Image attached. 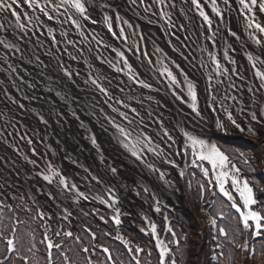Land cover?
Returning <instances> with one entry per match:
<instances>
[{"label":"bare ground","instance_id":"6f19581e","mask_svg":"<svg viewBox=\"0 0 264 264\" xmlns=\"http://www.w3.org/2000/svg\"><path fill=\"white\" fill-rule=\"evenodd\" d=\"M103 2L104 0H96L97 4ZM145 2L152 6L149 12H145L142 7L133 8L125 5L124 0H114V7H118L120 15L134 26L130 30L127 25H123L125 33L129 35L128 41H123L111 34L103 20V13L105 11L114 17V13L111 10H100L99 7H90L89 11L92 19L97 22L93 24L90 20L82 21L85 35L81 36L80 31L74 25H71L70 22L61 25L57 20L49 21L46 16L38 10L34 11L28 8L23 3V0H21L18 11H26L29 16L39 17L41 20H44L47 27L55 28V35L60 43L53 44L51 37L46 35L47 27L37 28L35 23L29 26L27 35L24 39H21L22 33L15 29L14 26H8L14 19L10 15L8 21H5V28L0 29V36L5 37L7 41L16 44L20 48V52H15L14 49L6 48L3 44H0V133H2V138L0 139V158H2L0 159V177L6 178L10 176V178H18L17 181L10 179V182L12 184L13 182L18 184L25 183L34 196H38L42 191L41 188L46 187L56 195H63L60 198H56L58 201H74L76 203L78 196H71L73 192L62 190L60 187H57L55 182L50 184L48 181L33 180L30 174L27 175V171H31V161L36 162L33 166L38 168L37 171H42L46 175L48 174L47 168L50 163L51 166L61 173H66L70 182H75L77 186L81 187V184L72 175V163H74V159L62 157L60 158L61 160H58L54 156L49 155L46 148L39 146L44 137H41L39 143L32 135L35 133L33 128L28 126V129H23L22 124H42L37 115V111L41 110L44 118L47 117L50 122L49 124H52L54 115L49 107L60 103L56 89L53 91V87L58 86V92L59 90H65L72 96V100L76 102V110L68 111L63 108L62 112L57 114V117L64 118L68 123L78 124L77 121H80L84 124H93L96 129H103V127H106V122L99 117L98 112L107 111L109 116H106L108 118L110 117L117 123L128 126L127 122L118 113L112 111V108L118 107L121 111L128 109H124L122 105L116 104L114 100L106 103L107 98L103 94L85 83L89 72L93 74L100 73L106 77L107 81H110V85H107L106 82V86H110V90L115 93L116 97L136 107L142 118L143 113L149 117L147 115L148 112H152L153 117L158 118L160 112L164 115L170 113L169 109L165 106L156 107L158 104L163 103V96H160L162 90L153 81L154 79L151 78L153 79L151 80L146 72L139 67L142 62L149 63V59L152 61L150 65L156 69L155 76H163L160 74L159 69H161L162 64H166L177 75V78L183 81L184 78L180 69L175 67V64H179L180 68L187 73L189 79L196 83L198 94L202 93L200 90L202 88L201 82H205L208 85L209 76L211 75V84H214L211 92L215 94L217 106L215 107L212 96L210 95L209 97V93L204 91V95L202 93V117L197 122L199 125H197L195 133L192 131L193 135L214 144L208 131L215 132L219 128L216 125L217 118L224 124L226 131H239L228 121L225 111L221 108V101L223 100L224 108L233 113L234 118L237 120V123L241 124V127H245V130H247L246 126L251 125L256 135L259 134L258 138H256L258 140L263 138L264 131L261 128L263 122L252 121L248 116L253 111H256L259 115L258 111L260 108L254 96L253 88L255 85H253V81L251 82L254 69L246 55L249 52L259 55L261 49L249 35L251 30H247L244 13L239 11V0H228L227 4H225L224 0H217L218 6L224 13L223 20L217 17L216 13L211 10V0H201L205 11L208 12L210 18L213 20L212 28H208L207 22L199 16L190 0L187 3L185 0H168L165 11L171 13L172 20L176 24L175 28L169 27L167 22L160 16L159 7L155 4L154 0H145ZM173 4L175 5L174 7L172 6ZM63 11L61 9L60 13H54L53 15L60 16L63 19L64 17L61 15ZM256 18L259 22L264 23V13L257 11ZM23 22L26 23L27 18H24ZM122 23V21H115V19L113 21V30L117 34H119V26ZM180 25H183V29L180 28ZM229 28L237 33L238 38L231 36L227 30ZM62 30H67L69 35L61 37L60 32ZM133 30L138 34H143L144 38L141 40L139 35L132 36L131 32ZM33 31L39 36L43 47L35 44L36 36H33ZM41 33L45 34L41 35ZM172 33L176 35L173 36ZM213 33H216L215 43L210 39ZM176 37H179V39ZM29 39H31L32 43H29ZM68 39L76 41V44H67L66 41ZM105 45H108V47H105ZM137 45L139 46V50H136ZM130 48L132 51H129ZM80 49H83V51H79ZM113 49L123 51L133 69L135 71L139 70V78L152 84L153 87L144 88L133 80H126L125 78L128 77L127 68L120 62L117 52L113 51ZM225 50H227V55H225ZM49 51L52 53L51 56L47 55ZM145 52L147 55H145ZM67 53H71L76 59L73 60ZM209 53L212 55L210 56ZM35 55H39L41 60L49 65V68L44 69L40 66L35 61ZM57 56L64 61L65 66L70 70L74 72L78 71L80 76H73L71 79L64 76L63 72L57 67L55 59ZM214 58L219 59L221 64L229 69L228 75H220L216 72ZM106 60L113 61V64L116 66L114 67L106 63ZM233 60L235 64L231 63ZM173 61L175 64L172 63ZM13 67L16 69L15 72H12ZM117 67H123L125 71H117ZM235 75L239 76L238 79H240L241 83L237 84L234 78ZM218 81H223V83H218ZM30 85H35V87H31ZM117 88H123V93L119 92ZM249 88L252 89V92L248 91ZM225 96H237L238 99L232 101L224 99ZM129 97H133V99L129 100ZM14 100L16 101L15 103L13 102ZM209 100L212 102V107L217 109L216 112L212 111L209 113ZM20 104H23L24 107H19ZM86 109L93 111L96 115L94 117L89 115ZM239 109H243L244 111L241 112ZM73 112H75V115H73ZM129 116L131 118L133 114L129 113ZM136 121L139 122V118ZM55 124L59 123L56 121ZM72 124H64L58 130L60 136H64L70 141H74V137L67 136V125ZM209 124L211 128H209ZM145 125L147 128H150L146 129L153 137L152 146L155 144L157 150L164 153V156H157L152 153L158 163V173L163 172L164 178L161 179L159 176L157 180L159 181V186L157 187H154L156 182L151 181V179H146V183L154 189L156 196H160L159 199L162 197V200H165L166 196H172L173 194L176 196L175 200L179 199L187 202L188 192H186L185 188L180 187L187 181L188 176L185 145L178 143L176 145L178 149L173 147V141H177L176 138L180 136V139L182 135L179 126L168 124V121L164 124V127L168 128L172 136V141H169L164 137L162 129L157 127L155 121ZM113 131L115 132L114 128ZM19 136L24 137V139H21ZM11 137H13L15 143H13V148H7L5 142L9 141ZM251 137L255 138L253 135ZM29 140L32 142L29 143ZM161 141L165 145L164 147L158 146ZM99 144L100 141L98 140L97 145ZM169 145L172 146L169 147ZM186 145L191 147L188 142ZM32 149L43 150L44 154H40V160L34 158L38 157V155ZM87 150L88 147L84 151ZM109 154L110 160L108 168H106L108 171L102 167L103 162L101 159L104 157L103 155L94 158L95 168H89V171L102 178L114 190L116 188L117 191L115 193L124 197L125 200L129 199L131 195L134 199H139L137 192L131 191L129 184L125 180L124 174L126 170L123 164L114 160L115 158L111 152ZM22 159L26 160V165L21 162ZM169 160L173 161V163L170 164ZM46 161L50 162L47 163ZM232 163L235 164L234 161ZM113 167L117 169L116 174L110 171ZM4 168L8 170L5 171ZM11 169L15 171L12 176L10 173ZM174 171L183 172L184 174H180V177H177ZM240 175L244 177L242 172H240ZM228 180L231 181L230 176ZM158 187L161 189L162 194H160L161 191L158 190ZM225 188L230 191L227 183L225 184ZM82 190L85 191V188ZM8 191L10 192L11 188ZM165 193L169 194L165 195ZM240 205L242 206L243 203ZM53 210H56L59 215L64 213L66 216L68 214L67 211L62 210L58 202L55 203Z\"/></svg>","mask_w":264,"mask_h":264},{"label":"snow or ice","instance_id":"6c2138e0","mask_svg":"<svg viewBox=\"0 0 264 264\" xmlns=\"http://www.w3.org/2000/svg\"><path fill=\"white\" fill-rule=\"evenodd\" d=\"M155 4L159 7V14L160 16L167 22V25L169 27L175 28L176 24L172 20L171 13L168 11H165V6H167L168 0H154ZM187 3L188 0H185ZM191 4L195 6L196 11L198 12L199 16L203 18L204 21L207 22L208 28H212L213 26V20L210 18L208 12L205 11L204 5L201 3V0H190ZM225 4L228 3V0H224ZM23 3L26 4L28 8L33 9L34 11L38 10L40 13H42L44 16L47 17L49 21L51 20H57L59 24L63 25L64 23L70 22L71 25H74L77 30L80 31V35L84 36V25L82 24V21H91L93 24H95L97 21L92 19L91 13L89 11L91 8L99 7L101 10H111L114 13V17L112 15H109L106 11L103 13V20L106 23L109 31L111 34L116 37L117 39H122L123 41H128L129 35L125 33V28L123 25H127L128 29H133V24L130 23L128 20H125L123 16L120 15V12L118 10V7H114V0H104L103 3H96V0H23ZM125 5H129L133 8L135 7H142L145 12H149L151 10V4H146L145 0H124ZM240 9L239 11L244 13V17L246 19V28L247 30H251L249 32V35L252 39H254L255 43L260 46V54L254 55V53L249 52L247 53V59L250 62L252 68L254 69V75L259 79L260 81V89H264V23H261L256 18L257 11L264 13V0H239ZM21 5V0H0V29L5 28V21H8L9 15L13 17L14 19L8 24L9 27L14 26L15 29L19 30L22 35L20 36L21 39H24V37L27 35L29 31V26L34 24L37 26V28H44L47 27L44 20H41L39 17L35 16H29L28 12H21L18 11V7ZM175 6L174 4L172 5ZM61 9H63V13L61 14L64 18L61 19L60 16L53 15L54 13H60ZM211 10L216 13L217 17H219L221 20L224 19V13L221 11V8L218 6L217 0H211ZM138 14V13H137ZM78 17V18H77ZM24 18H27V22H23ZM122 21L123 23L119 26V34H117L116 31L113 30V21ZM180 28L183 29V25H180ZM232 37H237V33L235 31H232L230 28L227 29ZM56 29L53 27H47L46 35L51 37V42L53 44H59L60 41L57 39V36L55 35ZM33 36H36L35 44L40 45L43 47V45L40 43L39 36L35 31H33ZM45 33H41L43 35ZM69 35L67 30H62L60 32L61 37H67ZM132 36L139 35V38L142 40L143 34H138L136 31L131 32ZM173 36H175V33H172ZM215 35L216 33L212 34L213 43H215ZM179 39V37H176ZM67 44L69 45H75L76 41L72 39H68ZM29 43H32L31 39H29ZM0 44H3L6 48L14 49L15 52H20V48L9 41L5 37L0 36ZM105 47H108V45H105ZM136 50H139V46L137 45ZM66 51V50H65ZM79 51H83V49H80ZM113 51L117 52L118 57L120 58V62H122L126 68H127V74L129 79L135 81V83L141 85L144 88H152V84L147 83L145 80L139 78V74L135 72L132 65L128 62V58L125 56V53L123 51H119L117 49H113ZM129 51H132L130 48ZM162 51V50H158ZM73 60L76 59L75 56H72L71 53H67ZM23 55V53H21ZM47 55L51 56L52 53L49 51ZM145 55L147 53L145 52ZM211 56L212 54L209 53ZM225 55H227V50H225ZM57 62L58 69L63 72L64 76L71 79L73 76H80V73L78 71L74 72L70 70L67 66H65L64 61L59 57H55ZM35 61L39 63L40 66H42L44 69L49 68L48 64H45L39 55H35ZM106 63L116 66L113 64V61L106 60ZM149 64L152 63L151 59H149ZM175 64V62H172ZM215 68L216 72L220 75H228L229 69L224 67L219 59L214 58ZM231 63L235 64V61H231ZM11 67V65H9ZM175 67L177 69H180L181 74L183 75V81L177 78V75L173 72V70L168 67L166 64H162L161 69H159L160 74L165 76L169 83L168 88L172 90L173 96H175L177 99L188 103L190 98V104L189 106L195 112L197 116H200V108L198 103V92H197V85L196 83L189 79L187 73L183 71V69L180 68L179 64H175ZM16 69L13 67L12 72H15ZM117 71L124 72L125 68L123 67H117ZM234 71V69H233ZM21 79H23L21 77ZM212 77L209 76V84L207 88L205 89L206 92H208L213 99V102H215V94L211 92V89L213 85L211 84ZM110 81H107V78L102 76L100 73L93 74L89 72L88 79L85 80L86 84L91 85L96 91L103 94L107 99L106 103L110 100H115V103L118 105H122L124 109L130 110L132 114H134L133 117L130 118L129 112L127 111H121L120 108L114 107L112 108V111L118 113L120 117L123 118L124 121L127 122V127L123 126L121 123H117L114 119L108 118L110 124L115 129L116 132V139L117 142L126 149L133 157H135L137 160L143 161L145 153L146 152H152L154 155L157 156H164L163 151H158L157 147L152 146L153 144V137L148 135L146 132L143 131L141 128L140 131H136L135 128H133V125L136 124L137 118H139V124L137 127H140V125L144 124V120L141 117L140 112L136 107H133L131 103L126 102L123 99H118L115 96V93L110 90ZM218 83H223V81H218ZM31 87H35V85H30ZM181 86L186 87V96L182 93L178 92L177 89ZM235 87V85H233ZM260 89H257L259 91ZM117 90L121 93H123V88H117ZM249 92H252V89H248ZM129 100H132L133 97H129ZM151 99V98H149ZM224 99H230L232 101H236L238 99L237 96H225ZM16 102L15 100L13 101ZM255 102V101H254ZM142 103V102H141ZM19 107L23 108L24 105L20 104ZM221 108L225 111L227 115L228 121L232 125H234L239 131L244 132L245 127H241L240 123H237V120L234 118L233 113L229 111L227 108H224L223 106V100L221 101ZM213 112H216L217 109L213 107L211 109ZM239 111L243 112V109H239ZM40 120L43 121L44 124H47L48 121L44 118L43 115L40 113H37ZM73 115H75V112H73ZM147 115L150 117V119H154L157 121V127L162 129L164 137L167 138V140L172 141V136L168 130V128L164 127L163 121L160 120L158 117H153L152 112H148ZM249 119L252 121L257 122H264V107H261L259 109V115L256 111H253L248 114ZM217 127L224 129V124L217 118L216 121ZM247 131L255 136L256 132L252 128L251 125H247ZM2 135V133H0ZM184 136L187 138V142L191 145V150L193 156L196 158L192 160V164L201 167V165L197 164V159L199 161H207L212 166V171L216 173V181L219 182L220 191L228 198V200L232 201V207L236 208L239 212L241 218L243 227L245 229H252L253 230V236L254 237H262L264 236V214H262L260 211L253 210V205H256L258 203L255 195V191L253 186L249 183V180L247 178L241 177L240 175V168L236 167L235 164L232 163L230 157L228 154L225 153V151H222L220 147H218L216 144H211L208 141L201 139L189 132H184ZM21 139H24V137H21ZM92 143L96 144V139L93 136ZM29 143L32 141L29 140ZM264 142V141H262ZM175 142L173 141V144ZM172 145H169L171 147ZM98 147V145H97ZM33 152H35V149H32ZM179 154V153H177ZM240 157H244L243 153H239ZM2 159V158H0ZM169 163H173V161L169 160ZM243 162L245 164H250L251 161H249L247 158H244ZM31 163H36L35 161H31ZM147 167L150 171L157 172L158 169L155 168V166L151 163L147 164ZM201 170L203 171V174L205 176L209 175V169L206 167H202ZM110 171L113 174L117 173V169L115 167L111 168ZM254 171V170H253ZM47 175L43 176V179L48 181L50 184L55 182L57 187H60L62 190L67 192H73L75 191L78 194V197H84V192L80 191L77 184L75 182H70L69 178L65 175H63L59 170L51 166L49 163L47 168ZM181 175L184 173L181 172ZM159 176L161 179L164 178V173L160 172ZM229 176L231 177V182L235 186L236 191L239 193V198L243 201V205H238L235 202V198L233 197L232 193L228 191L225 188V184L228 182ZM144 191H147V189H144ZM108 197L109 199H102V202L107 204V206L111 209H113L114 214L112 215L111 219L114 221L115 225L119 226L121 224V210L119 207L116 206V203L118 202V197L115 195V190L113 188H108ZM138 194V193H137ZM87 198V197H85ZM109 200L111 202H109ZM246 209V211H245ZM66 211V210H65ZM156 211H159V207L156 208ZM41 216L44 214L41 213ZM66 218V217H65ZM101 220L104 219L103 216L100 217ZM144 219H147V217H144ZM166 219V218H165ZM249 221H252L253 223L250 224ZM210 223L215 226L217 221L215 218H212ZM151 231L153 233L156 232V225L151 224ZM168 231L171 232V228H168ZM219 232L221 235L227 236V232L224 228H220ZM3 234L0 233V236ZM57 236L60 235L59 232L56 233ZM67 236H72L71 232L66 233ZM110 235V234H106ZM172 235L175 236V232H172ZM93 239H95V233H92ZM117 239L121 240L125 245H129L131 242L127 239H125L122 235H118L116 237ZM77 240H79V237H76ZM15 238H6V244L7 249L9 252H14L16 250V245L14 242ZM158 245L160 246V262L159 264H177L175 257H172L170 261L168 260L169 253L172 252V249L164 245L163 241L157 240ZM176 245H179L180 241L175 240L173 241ZM231 243H235V241H231ZM48 249H51L52 247H56L59 249L61 247L60 244L53 245V242L51 240L47 241ZM217 247H223L219 243H217ZM237 247L241 248V250L249 252L250 255L255 254L256 249L255 247H252L248 241H245L243 245H237ZM84 252L88 251V248L83 249ZM103 251L105 253H108L109 260H111V253L107 247L103 248ZM127 251L129 253L133 252V248L129 246L127 248ZM144 249L140 247L139 245H136L135 252L141 253ZM219 255H223V253H220ZM49 258H51V252L49 251ZM135 258V264H140V261L138 258ZM5 259H8V257H5ZM27 259V258H25ZM213 259H219V256L214 255ZM0 264H3L2 261H0Z\"/></svg>","mask_w":264,"mask_h":264},{"label":"rangeland","instance_id":"374dc122","mask_svg":"<svg viewBox=\"0 0 264 264\" xmlns=\"http://www.w3.org/2000/svg\"><path fill=\"white\" fill-rule=\"evenodd\" d=\"M229 53L231 54V52H229ZM139 67L146 72L147 76L150 79L153 78L154 80L153 79H151V80L155 81L158 84V86L160 87V89L162 90V93H161L160 96H163V103L158 104L156 107L165 106V107H167L169 109L170 113H167V114L164 115L162 112H160L159 119L163 121V124H166V122L168 121V124H176V125H178L179 129H180V132L182 134L180 139H179L180 136H178L176 138L177 141H175L173 147L175 149H178V147L176 145L178 143H180V144H184L185 148H186V158H187L186 165L188 166V168H187L188 181L185 183V186H186L185 188H186V190L188 191V194H189L187 202L185 200H179V199L175 200L176 196L173 195V194H172V196H166L164 201L162 200V197L158 201V199L156 198V194H155L154 189L152 187H149V184L146 183V179H151V181H155L156 182L154 187H156L157 185L159 186V181H157L158 178H159L158 171L157 172L150 171L148 169V167H147V164H149V163L153 164L155 166V168L158 167V163L155 160V156L152 155V152H146L143 161H140V160H137L135 157H133L126 149H124L117 142L116 132L113 131V127L110 124V122L108 121V117L107 116H109V115H108L107 111L106 112H98L99 117L104 122H106V124H105L106 127H103V129H100V128L96 129L93 124H84V123H82L80 121H77L78 124L68 123V122L65 121L64 118L57 117V114L58 113L60 114L62 112L63 108H65L68 111H75L76 110V102H74L72 100V96L65 90H59V92H58L57 91L58 86L57 87L54 86L53 87V91L56 89V94H58V98L60 99V103L56 104V106H50L49 107L50 111L52 110L51 112L54 115V121L52 122V124H49L50 122L47 119L46 115L44 114L45 117H46L45 119L48 121L47 124H44L43 121H42V124H22L23 125V129H28V126H31V128H33L34 131L39 130L40 132L43 133L44 136L53 137V138L50 139L52 144H53V152H55L56 154L61 155V156H70L71 158L74 159L75 164L82 165V166H84V167H86L88 169L89 168H92V169L95 168V166H94V158H96V157H94V156H95V153H96L97 141L99 140L100 144L98 146L101 147V149H102L101 151L103 153H106V154L103 155L104 157L101 159L102 162H103L102 163L103 169L106 170V168H108V163H109V160H110V157L108 155H110L109 152H111V154H113L115 159L113 157L112 158L114 160H117L119 163H122L124 165V167L126 169V173L124 174V177H125L126 181H128V183H132V184L141 186L144 189H147V191H144L143 188H142V190L140 192L142 194L147 192L150 195V199H152V201H154L156 203V200H157L159 202L158 203V207H160L159 217H163V218H166L165 220H168L170 218V212H169L168 209H172L170 205H172V204H180L181 207L185 206V207L189 208V210H191V212H189V215L193 219H194L195 215H197L203 221H208L209 222V220L211 221L212 218H215L216 221L218 222V219L219 218L222 219L223 215H225L227 213L224 212L226 208L224 207V205L220 204L219 201H214V210H212L213 207L209 208V184H212L214 187H217L218 189L220 188L216 184V182H217L216 181V173L212 171V166L207 161H199L197 159V164L201 165V167H197V166L192 164V160L195 159L196 157L193 156L191 147L189 145H186L187 138L184 136V132H189L191 134H194L196 129H197V127H198L197 125H199V124H197V122L201 119L202 110H203V109L201 110V107L203 105L202 93L204 95V91H205V89L207 88L208 85L205 82H201L202 88L200 90L202 91V93H200L201 95L198 94V103H199V108H200V116H197L195 114V112H193L191 107L189 106L190 98H189V102L185 103V102L177 99L175 96H173L172 90L170 88H168V86H167L168 83H169L168 79L166 77H164V76H160V77L155 76L154 74L156 72V69L152 65H150L149 63H146V62H142ZM135 72L139 73V70H137ZM234 78H235V81L237 82V84L241 83L240 79H238L239 78L238 75H235ZM125 79L129 80V81H132L131 79H129V77H127ZM257 79L258 78L254 74H252L251 82L253 81V83H254L253 85H255L254 88H253L254 96H255V98L257 100L259 108H261V107H264V89H260V81H257ZM257 89H260V90L257 91ZM177 91L182 93L185 96L187 95L185 86H181L180 88L177 89ZM209 97H210V94H209ZM214 104H215V107H216L217 106L216 99H215ZM83 106H85V105H83ZM37 108H39V107H37ZM212 108H213L212 107V102H211V100H209V113L212 112V110H211ZM39 110H41V109L39 108ZM86 110H87L89 115H91L93 117L96 115V114H94L93 111H89L88 109H86ZM126 111L131 113L130 110H126ZM133 116H134V114H133ZM143 119H144V124L143 125H140V127H137L139 122L136 121V124L133 125V128H135L136 131H140L141 128H142L144 132H146L148 135L152 136L150 134V132L147 130V129H150V128H147V126L145 124H151L152 121H155L156 124H157V121L154 120V119H150V117L145 116L144 113H143ZM56 121L59 124H55ZM63 122H65L64 124H72V125H67V130H68L67 136L70 135V136L76 137V139H74V142L70 141L69 139H67L64 136H60V134L58 133V130H60L59 127L64 125V124H61ZM125 127H127V126H125ZM209 128H211L210 124H209ZM261 128L264 131V122L261 125ZM48 131H50V135H48ZM208 132H209V135L210 134L212 135L211 136L212 140L214 141L216 139V141H218L219 144L221 143L222 139H220L218 137L225 136V137H229V138H233V139L243 138L245 140H252L254 142L258 141L257 143L261 147H263V149H264V142H262V141H264V136H263V138L261 140H258L257 136H259V134L255 135V138H253V137H251V134L247 130H245L244 132L236 131V130L224 131L223 129L218 128V129H216L215 132H211L210 130ZM37 135L41 136L40 133H38ZM93 136L96 139V144L92 143V139L91 138ZM55 137L56 138H60V137L61 138H65V140L67 142H70L68 144V149H67L68 150V154H64L63 152L61 153V152L57 151L54 148V146H55V143H54ZM9 142L13 143V139H10ZM232 143L238 144V142H232ZM52 144H50V145L52 146ZM219 144H216V145L218 147H220V146L222 148L224 147L225 149H228V150L229 149L232 150V149H236L237 148V145L233 146V145L229 144V142H227V141H222V143L220 145ZM160 145H161V147L165 146L162 141H161V143L158 146H160ZM27 146H30V145H27ZM153 146L155 147V144ZM86 147H88V150L84 151L86 149ZM228 150H226L225 153L228 152ZM8 152H10V151H8ZM10 153H12V152H10ZM43 153H44L43 150L37 149L38 157H34V158H38V160H40L39 159L40 154H43ZM226 154H228V153H226ZM46 162L48 163L50 161H46ZM25 163H26L25 160H23V164L24 165H25ZM77 165H75V166H77ZM75 166H72V167H75ZM202 167H206V168L209 169V175L208 176H205L203 174V171L201 170ZM5 170H7V169H5ZM13 171H10V173L14 174L15 171L14 172ZM106 171H108V170H106ZM175 172H176L175 175L177 177H180V173L178 171H175ZM29 174L32 176L33 180L34 179H38V181L39 180L43 181V182L45 181L43 179V176L41 174H39V172H37L35 168H33L31 171H27V175H29ZM84 174L86 176H88V178L91 179V180L99 179V178H94V177H92L89 174H86L85 171H84ZM10 179L15 180V181L18 180V178H9V177L4 178V177H0V197L3 198V199L11 197L10 193H8L6 191V189L9 188V185H10V182H9ZM193 179H194V184L196 183L200 187V189L202 187V188L208 190V191L205 192L206 194L202 193L203 195L201 196L199 194V192H197V189H195V187H193L194 185L191 182V180H193ZM97 181H99L100 183H103L104 186L107 187V189L110 188V185L108 183L106 184L103 181V179L101 180V178H100ZM227 184L229 185V187H231L232 190H234V187H233L232 182L230 180H228ZM17 187H19V185L14 187V188H12L11 192L17 191ZM44 188H46V187H43V191H44L43 194L39 195L40 197H42L40 199L44 200V203H43V201H41L43 203L42 207L43 208L53 207V202H52L51 196L49 195V191H48L47 188L46 189H44ZM26 190H30V189L26 188ZM87 190H88V192L90 194L84 195L85 197H87V198L84 197L85 198L84 201L87 202V201L91 200V201H95V202L98 201L99 202V198H96V196H94L95 194L91 191V189L87 188ZM134 190H136V188ZM158 190L161 191L160 188ZM115 191H117L116 188H115ZM46 194H47V196H46ZM160 194H162V191H161ZM167 194H169V193H165V195H167ZM74 195L78 196V194L75 191H73L71 196H74ZM30 196H31L30 197L31 201H35L33 199L32 194H30ZM103 196L105 197V199H109V197L107 195L103 194ZM46 198L49 201H47ZM96 199H98V200H96ZM139 201H141V199L137 200L136 198L134 199L131 196V200L127 201L125 204H120L119 205L120 207H122V210H125L126 215L123 212H121L122 213V215H121V224L119 226L114 224L113 230L118 235H122L125 239H126L127 236L124 234V231L122 232V230L126 229V225L128 227H130L129 225H131L132 229L133 228H135V229H139L140 228L141 229V227H145L143 229L147 230L149 232L148 234H152L153 233L152 231H150L151 230L150 225L153 224V219H154L155 213H153L154 216H152V220H147V219L142 218V221L145 223V225H143L138 220V218H136L134 216L135 215V211H134L133 207H136V206L139 207V205H138ZM149 201H151V200H149ZM241 202H242V200H241ZM51 203H52V205H51ZM63 204L64 203L62 202L61 203L62 210L65 211V206H63ZM71 205H74V203H71ZM88 208H89V205H88ZM144 208L148 209L146 206ZM89 209L92 210L94 208L91 206ZM253 209H254V205H253ZM55 212H53L54 220L57 219V216H58L57 213H55ZM40 213H44L45 219H49L50 218L49 217L50 213L48 212V210H44L43 209V211H42V208H41ZM72 214H74V212H72ZM113 214H114V212H113V209H112V210H110V215L112 216ZM211 215H212V217H211ZM64 217L67 218V216H61V218H64ZM208 222H207V224H208ZM47 224H48V222H47ZM137 224H141V226H137ZM64 229H65V227H63V230ZM156 231H159V233H161V231H162L161 227L156 228ZM200 240L203 241L201 238H200ZM204 242H205V240H204ZM201 248H200L201 250H198L196 252L199 253V251H200V253H202L203 250H207V244L206 243L203 244V246ZM199 255L194 253V256H197L198 264H203V262H202L203 259L205 261H207V259H208L207 257L201 258V256H199ZM209 255H210V253H209ZM247 262H248V260H247ZM249 263L250 264H255L256 262H254V261L252 262L251 261V262H248L247 264H249Z\"/></svg>","mask_w":264,"mask_h":264},{"label":"trees","instance_id":"16d2710c","mask_svg":"<svg viewBox=\"0 0 264 264\" xmlns=\"http://www.w3.org/2000/svg\"><path fill=\"white\" fill-rule=\"evenodd\" d=\"M246 151H249L246 158L251 161L248 165L251 172L249 180L256 190L262 193L260 209L264 214V154L255 145H249ZM219 202L222 204L221 201ZM222 205L226 206L225 212L227 214L220 222L227 228L228 235L219 234V244L223 246L224 256L219 255L217 264H243L242 255L244 251L237 247L243 236L242 226L239 220L234 217L229 206L225 203ZM15 212L18 214V225L14 229ZM15 212L9 208L0 209V233L3 234L0 236V261L3 264H89L90 255L93 264H112L103 250L91 246L93 244L91 235L81 225L76 227L73 237H65L62 247L55 249L50 262L47 254L44 253L46 248L44 233L33 209L30 210L28 206L26 208L20 205L17 210L15 209ZM183 217L185 234L180 235L181 244L176 248L177 257L180 264H198L197 256H194V253L201 250L205 244L204 241L200 240V238L203 240L200 231H205L207 238L211 236V231L209 226L195 222L186 212L183 213ZM102 231H99L100 239L111 248L117 263L135 264L123 245ZM11 234H14L13 237L15 238L16 250L14 252H9L6 244V238H9ZM76 237L80 239L77 240ZM139 237L145 247L143 252L144 263L159 264L160 256L154 242L145 236L140 235ZM231 241H235V243H231ZM85 245H88L87 252L83 251ZM253 245L256 248L254 258L257 264H264V236L256 238ZM199 254L201 258L206 257L204 250L202 253L199 251ZM202 262L208 264L204 259Z\"/></svg>","mask_w":264,"mask_h":264}]
</instances>
